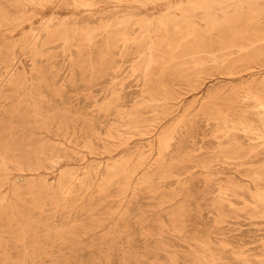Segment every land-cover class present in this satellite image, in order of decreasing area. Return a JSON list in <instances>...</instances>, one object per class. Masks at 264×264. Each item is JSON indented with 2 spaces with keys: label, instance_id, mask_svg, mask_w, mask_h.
<instances>
[{
  "label": "rangeland",
  "instance_id": "1",
  "mask_svg": "<svg viewBox=\"0 0 264 264\" xmlns=\"http://www.w3.org/2000/svg\"><path fill=\"white\" fill-rule=\"evenodd\" d=\"M263 113L264 0H0V264H264Z\"/></svg>",
  "mask_w": 264,
  "mask_h": 264
},
{
  "label": "bare ground",
  "instance_id": "2",
  "mask_svg": "<svg viewBox=\"0 0 264 264\" xmlns=\"http://www.w3.org/2000/svg\"><path fill=\"white\" fill-rule=\"evenodd\" d=\"M262 2V1H261ZM227 4V3H226ZM244 4V3H243ZM143 86V85H142ZM140 92V91H139ZM260 104V103H259ZM132 106V105H131ZM261 106V105H260ZM51 110V109H50ZM126 110V109H125ZM257 110V109H256ZM72 112V111H71ZM264 114V113H263ZM262 116V115H261ZM261 116H260V118H261ZM263 123V122H262ZM230 125V124H229ZM63 127V126H62ZM248 127H249V125H248ZM139 128V127H138ZM50 131V130H49ZM262 132V131H261ZM216 133V132H215ZM129 134V133H128ZM212 134V133H211ZM246 144V143H245ZM254 146V145H253ZM22 151V150H21ZM5 152V151H4ZM6 162V161H5Z\"/></svg>",
  "mask_w": 264,
  "mask_h": 264
}]
</instances>
